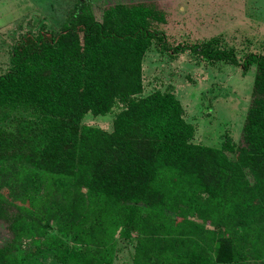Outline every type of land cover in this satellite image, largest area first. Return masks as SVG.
<instances>
[{"label":"rangeland","instance_id":"1","mask_svg":"<svg viewBox=\"0 0 264 264\" xmlns=\"http://www.w3.org/2000/svg\"><path fill=\"white\" fill-rule=\"evenodd\" d=\"M124 1L139 0L90 3L102 19L108 5ZM153 1L166 20L149 23L155 34L143 60L142 93L116 98L108 113L89 112L82 123L111 132L131 99L172 91L194 127L192 142L237 154L257 70L247 60L264 53V0ZM77 2L0 0V74L11 70L25 35L58 33ZM211 48L235 59H212ZM91 189L75 175L0 159V204L16 208V236L0 264H264V205L243 210L227 190H199L192 198L189 192L160 214L141 205L129 237L128 203L102 206ZM2 221L0 233L8 234Z\"/></svg>","mask_w":264,"mask_h":264},{"label":"trees","instance_id":"2","mask_svg":"<svg viewBox=\"0 0 264 264\" xmlns=\"http://www.w3.org/2000/svg\"><path fill=\"white\" fill-rule=\"evenodd\" d=\"M152 20H166L153 0L110 4L102 19L90 0H78L58 33L25 35L11 70L0 74V159L75 175L91 185V193L97 190L102 206L128 203L129 237L140 222L141 205L160 214L189 192L192 198L199 190H227L243 210L264 205V53L247 60L257 70L235 155L191 141L194 127L172 91L131 99L111 132L82 123L89 112L108 113L116 98L142 93ZM206 54L235 59L224 49ZM0 212L8 228V234L0 233L2 259L16 236V208L1 203Z\"/></svg>","mask_w":264,"mask_h":264}]
</instances>
